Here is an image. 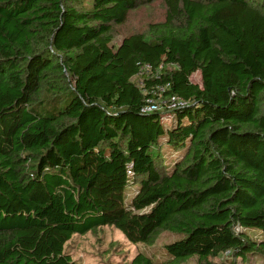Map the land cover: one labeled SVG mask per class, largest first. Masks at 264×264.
<instances>
[{
    "label": "trees",
    "instance_id": "obj_1",
    "mask_svg": "<svg viewBox=\"0 0 264 264\" xmlns=\"http://www.w3.org/2000/svg\"><path fill=\"white\" fill-rule=\"evenodd\" d=\"M167 84L187 105L143 114ZM103 226L180 235L165 264L264 261V0H0V264H80L67 243Z\"/></svg>",
    "mask_w": 264,
    "mask_h": 264
},
{
    "label": "rangeland",
    "instance_id": "obj_2",
    "mask_svg": "<svg viewBox=\"0 0 264 264\" xmlns=\"http://www.w3.org/2000/svg\"><path fill=\"white\" fill-rule=\"evenodd\" d=\"M165 18L166 7L162 2L139 8L130 13L125 24L116 27L114 42L119 45L125 37L147 33L150 25L161 23ZM140 81L138 79V83ZM191 81L204 87L200 73H195ZM159 103L165 105V100L161 99ZM163 111L161 109V112ZM176 155L170 149L165 148V158L169 166L173 165L177 158ZM134 193L135 190L132 189L130 194ZM179 238L180 235L165 231L160 234L154 244L132 243L117 228L103 226L86 234H75L67 243L66 249L80 264H129L138 253H143L158 263L165 264L170 259L166 245ZM224 258L229 259L228 256ZM182 264H197V258H192ZM250 264H264V261L260 257H253L250 259Z\"/></svg>",
    "mask_w": 264,
    "mask_h": 264
},
{
    "label": "built area",
    "instance_id": "obj_3",
    "mask_svg": "<svg viewBox=\"0 0 264 264\" xmlns=\"http://www.w3.org/2000/svg\"><path fill=\"white\" fill-rule=\"evenodd\" d=\"M161 68L154 71V69L150 65H146L141 70V75H155V77H158V74H160ZM170 89V84L164 85V86H157V92L156 97L151 98L147 100L146 106L142 109V113H153V112H159L163 116V120H171L173 118L174 112L180 108L187 105V102L181 100L177 96L171 95L170 98H164V93L166 90ZM161 99L165 100V105L163 103H159ZM161 109L164 111L161 112Z\"/></svg>",
    "mask_w": 264,
    "mask_h": 264
}]
</instances>
